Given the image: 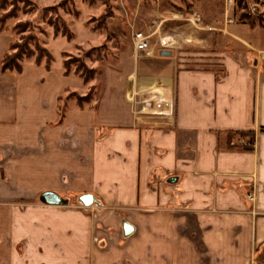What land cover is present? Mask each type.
I'll list each match as a JSON object with an SVG mask.
<instances>
[{
  "label": "crops",
  "instance_id": "1",
  "mask_svg": "<svg viewBox=\"0 0 264 264\" xmlns=\"http://www.w3.org/2000/svg\"><path fill=\"white\" fill-rule=\"evenodd\" d=\"M162 13L139 9L137 32ZM114 14L106 26L122 40ZM87 20L75 24L96 44ZM244 22L229 27L232 51L176 58L130 45L107 108L117 124L100 117L101 99L67 102L59 122V98L83 81L53 53L49 70L1 72L16 36L0 31V264H264V16ZM164 103L171 117L152 114ZM237 133L253 135L250 151L246 137L228 148Z\"/></svg>",
  "mask_w": 264,
  "mask_h": 264
},
{
  "label": "rangeland",
  "instance_id": "2",
  "mask_svg": "<svg viewBox=\"0 0 264 264\" xmlns=\"http://www.w3.org/2000/svg\"><path fill=\"white\" fill-rule=\"evenodd\" d=\"M27 1L26 4L22 1L7 2L6 10L0 11V13L3 14L11 10L14 18L9 19L6 26L13 27L19 22L30 23L31 32L40 46L46 48L51 56L52 53L54 54L56 69L62 68V62L70 60L71 73L81 65L92 70L93 73L90 75L88 83L79 93H73L66 101L65 106L67 102L76 104L78 97L90 98L91 101L100 99L108 101L104 102V108L99 110V115L102 118L106 116L108 119L112 118L113 123L116 124L119 123L116 113L107 108L121 89L123 75L128 65L129 46H132L131 33L137 32L141 28L137 22L139 19L142 22L143 18L136 14L139 9L152 12L155 8L163 12L164 16L161 15V17L156 14L153 17L151 14L146 21L147 30L144 35L150 37V51H153L155 55H160L161 51L166 50L172 51L176 58L189 54H192V57H199L203 53H208L206 50L213 46L220 51L238 49L239 46L233 43L232 37L229 35V27L245 24L244 21L240 22V18H238L239 21L232 24L227 23L222 12V0H55L52 4L49 0ZM51 7L55 8L54 12H44L45 9ZM113 13L118 18L116 22L120 20L125 22L121 28L127 29V33L122 40L111 37L106 26L108 18L103 21L104 17L113 15ZM84 14L88 19L85 23L86 27L98 36L96 44L94 41H89L87 36L80 34L78 24H75L76 18L78 19L80 15ZM196 15L199 17V23L195 22L194 16ZM237 15L238 13H236ZM49 22H56L58 25L63 23L71 32L72 38L67 39L60 33L54 36V29L48 24ZM159 22L161 23L159 24ZM158 24L160 25L158 31L160 29L165 31L153 32ZM116 25L118 24H113L111 27L116 28ZM209 28L213 29L209 31ZM217 29L227 32L220 33L218 40ZM185 30H188L189 33L187 34ZM190 32L194 35L191 36ZM28 34V32L24 33V35ZM60 37L63 39L62 42L57 41ZM81 70L83 71V69ZM70 93L72 92L66 93L62 99L64 100ZM86 95L88 97L84 98ZM108 96H111L109 100H107ZM62 104L63 101L60 102V105ZM117 115L120 113L117 112ZM230 138L239 140L240 136L231 135Z\"/></svg>",
  "mask_w": 264,
  "mask_h": 264
},
{
  "label": "trees",
  "instance_id": "3",
  "mask_svg": "<svg viewBox=\"0 0 264 264\" xmlns=\"http://www.w3.org/2000/svg\"><path fill=\"white\" fill-rule=\"evenodd\" d=\"M8 1H13V2L22 1L25 4L28 3L27 0H0V11L6 10ZM238 6L240 8H246L247 6L246 0H239ZM48 11L54 12L55 8L51 7V8H47L44 10V12H48ZM110 16L111 15L104 17L103 21H105V19H107ZM11 18H14L13 12L11 10L3 14L0 13V31L1 32L9 31L10 33L14 34L18 38L17 40H15L14 43H12L9 46L8 52L4 55L2 62H1V72L3 73L12 72L15 74H21L22 69H23V63L27 61H32L34 65L43 66L46 70H49L53 62V57L51 56L50 52L46 48L40 46L38 40L31 32L32 30L31 24L28 22H22V23L19 22L15 24L13 27H7L6 22ZM249 18L250 17H248L246 14L241 15L242 20H247ZM48 24L53 27L54 36L60 33L62 36H65L67 39L72 38L71 32L67 29V27H65V25H63V23L58 25V23L56 22L55 23L49 22ZM27 32L29 34L24 35V33H27ZM69 62L70 60L63 62V68H64V72L66 75L71 73L69 69V64H70ZM81 69H83V71ZM92 73H93L92 70H88L84 68V66L82 65L79 68H77L76 71L73 72L74 75L81 78L84 85L88 83V81L91 78L90 75ZM72 94L73 93H70L66 98H64V100L62 98H59V102L63 101V104L62 105L59 104L57 108L59 122L62 121L64 114H65V110H66L65 103L67 100H69ZM86 97H88V95H86L84 98ZM91 102L92 101L90 98L83 99V98L78 97L76 99V105L81 109L85 105L90 104ZM231 135L232 134L229 135V143H228L229 149L234 148L231 142L232 138H230ZM237 135L240 137H247L248 146L243 147V150L250 151L251 146L253 144V139H254L253 135H250L248 133L247 134L237 133Z\"/></svg>",
  "mask_w": 264,
  "mask_h": 264
},
{
  "label": "built area",
  "instance_id": "4",
  "mask_svg": "<svg viewBox=\"0 0 264 264\" xmlns=\"http://www.w3.org/2000/svg\"><path fill=\"white\" fill-rule=\"evenodd\" d=\"M239 0H223V14L227 23L232 24L233 22L244 21L241 19L242 14H246L248 17H260L264 16V0H246V8H240L238 6ZM239 9V10H238ZM236 13L240 16H236ZM195 22L199 23V17L196 15ZM208 30H211L209 28ZM132 47L134 53H149L150 51V37L144 35L142 32H134L131 37ZM261 58L264 59V53L261 54ZM141 113V112H140ZM152 114L161 117H171L173 114L172 105L168 103L156 105V110ZM251 194L247 195V199H251Z\"/></svg>",
  "mask_w": 264,
  "mask_h": 264
},
{
  "label": "water",
  "instance_id": "5",
  "mask_svg": "<svg viewBox=\"0 0 264 264\" xmlns=\"http://www.w3.org/2000/svg\"><path fill=\"white\" fill-rule=\"evenodd\" d=\"M171 52L170 51H161L160 55L161 56H171ZM42 201H45L49 204H58L61 203V200L56 197L55 195L52 194H47V195H43ZM80 202L84 205V206H89L94 202V199L92 196L90 195H84L80 198Z\"/></svg>",
  "mask_w": 264,
  "mask_h": 264
}]
</instances>
